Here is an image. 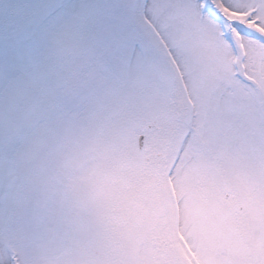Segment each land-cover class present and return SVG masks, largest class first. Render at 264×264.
I'll return each instance as SVG.
<instances>
[{
    "label": "snow or ice",
    "instance_id": "snow-or-ice-1",
    "mask_svg": "<svg viewBox=\"0 0 264 264\" xmlns=\"http://www.w3.org/2000/svg\"><path fill=\"white\" fill-rule=\"evenodd\" d=\"M0 264H264V0H0Z\"/></svg>",
    "mask_w": 264,
    "mask_h": 264
}]
</instances>
